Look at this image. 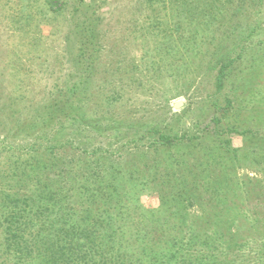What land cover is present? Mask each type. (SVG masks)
Segmentation results:
<instances>
[{
  "label": "rangeland",
  "instance_id": "374dc122",
  "mask_svg": "<svg viewBox=\"0 0 264 264\" xmlns=\"http://www.w3.org/2000/svg\"><path fill=\"white\" fill-rule=\"evenodd\" d=\"M50 189L264 264V0H0V206Z\"/></svg>",
  "mask_w": 264,
  "mask_h": 264
},
{
  "label": "trees",
  "instance_id": "16d2710c",
  "mask_svg": "<svg viewBox=\"0 0 264 264\" xmlns=\"http://www.w3.org/2000/svg\"><path fill=\"white\" fill-rule=\"evenodd\" d=\"M229 65L222 64L219 69V87L223 86ZM183 139L184 136L158 135L164 145ZM61 194L50 189L36 196L4 195L0 206V255L6 258L4 263L222 264L217 252L226 253V244L220 236L171 225L168 219L159 218L135 224L128 234L123 223L117 221V214L125 213L124 209L116 213L108 206L93 216L88 211L80 216L66 199L63 203ZM106 196L109 198L110 193ZM161 230H166L168 236L163 237ZM169 231L176 234L170 235ZM240 240L232 241L234 246L240 245ZM263 251L262 247L257 254Z\"/></svg>",
  "mask_w": 264,
  "mask_h": 264
},
{
  "label": "water",
  "instance_id": "95a60500",
  "mask_svg": "<svg viewBox=\"0 0 264 264\" xmlns=\"http://www.w3.org/2000/svg\"><path fill=\"white\" fill-rule=\"evenodd\" d=\"M179 104H180V101L176 103V107H178Z\"/></svg>",
  "mask_w": 264,
  "mask_h": 264
}]
</instances>
